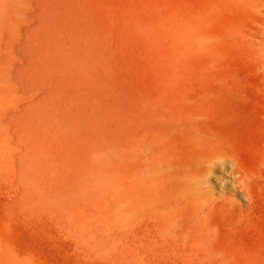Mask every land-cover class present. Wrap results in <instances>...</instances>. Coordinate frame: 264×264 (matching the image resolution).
<instances>
[{
    "label": "rangeland",
    "instance_id": "374dc122",
    "mask_svg": "<svg viewBox=\"0 0 264 264\" xmlns=\"http://www.w3.org/2000/svg\"><path fill=\"white\" fill-rule=\"evenodd\" d=\"M263 157L264 0H0L16 264H264Z\"/></svg>",
    "mask_w": 264,
    "mask_h": 264
},
{
    "label": "bare ground",
    "instance_id": "6f19581e",
    "mask_svg": "<svg viewBox=\"0 0 264 264\" xmlns=\"http://www.w3.org/2000/svg\"><path fill=\"white\" fill-rule=\"evenodd\" d=\"M74 27V26H73ZM89 42V41H88ZM96 42V41H95ZM38 45V44H37ZM99 45V44H98ZM90 46H92V45H90ZM96 47V46H95ZM94 47V48H95ZM100 47V46H99ZM157 50H158V48H157ZM156 50V51H157ZM158 52V51H157ZM88 53V52H87ZM89 57V56H88ZM104 57V56H103ZM114 57V56H113ZM74 58V57H73ZM72 59V58H71ZM89 61V60H88ZM98 61H100V60H98ZM74 62V61H73ZM102 62H104V61H102ZM55 63V62H54ZM35 66V65H34ZM77 66V65H76ZM81 66V65H80ZM39 67V66H38ZM47 68H49V67H47ZM60 68V67H59ZM89 69V68H88ZM45 70H46V67H45ZM49 76V75H48ZM50 81V80H49ZM163 96V95H162ZM66 97V96H65ZM160 99V98H159ZM47 100V99H46ZM52 101V100H51ZM46 102H48V100L46 101ZM51 104H52V102H50ZM48 104H49V102H48ZM50 105V104H49ZM35 106V105H34ZM40 108V107H39ZM39 110V109H38ZM42 110V109H41ZM39 114V113H38ZM40 114H41V112H40ZM141 117V116H140ZM28 119V118H27ZM29 123V122H28ZM31 124V123H30ZM31 127V126H30ZM28 128V127H27ZM32 128V127H31ZM29 129V128H28ZM137 133V132H136ZM134 135V134H133ZM134 137V136H133ZM134 140V139H133ZM212 144V143H211ZM188 149V148H187ZM186 149V150H187ZM194 149V148H193ZM131 151V150H130ZM188 151V150H187ZM194 152V151H193ZM193 152H192V154H193ZM196 153V152H195ZM198 153V152H197ZM191 154V153H190ZM194 155V154H193ZM207 158L210 160V162H216V161H218V160H220L219 159V157L217 156V155H214V154H208V156H207ZM264 158V157H263ZM189 159V158H188ZM186 159V161L188 162V163H190V160L191 159ZM184 160V159H183ZM7 160H5V162H6ZM10 161V160H9ZM9 161H7V162H9ZM165 162V161H164ZM183 162H185V161H183ZM186 162V163H187ZM181 163V162H180ZM179 163V164H180ZM187 163V164H188ZM177 164H178V162H177ZM178 164V165H179ZM182 164V163H181ZM191 165H192V163H190ZM174 165V164H173ZM179 166H181V165H179ZM178 166V167H179ZM183 166V165H182ZM175 167V166H174ZM186 167V166H185ZM240 168H241V173H242V177H243V182L241 181V183L243 184V188H247L246 190H247V194H248V196L250 197V199H251V202L252 201H254V193L251 191V190H249V188L251 187L252 188V186L253 185H255V182L253 181V180H251L250 179V175H249V173L247 172V171H245V169L243 168V166H241L240 165ZM260 177V176H259ZM20 194V193H19ZM173 200V199H172ZM256 202V201H255ZM196 203V202H195ZM220 205H221V202L219 203ZM218 204V202H217V205H219ZM223 204V203H222ZM190 205V204H189ZM215 205V204H214ZM223 205H225V204H223ZM223 205H221V206H223ZM201 208H202V206H201ZM208 208H210V207H208ZM213 208V207H212ZM215 208V210L217 211V208L216 207H214ZM221 208L222 207H220V210H221ZM224 208V207H223ZM225 209V208H224ZM210 209H208V211H209ZM219 210V209H218ZM212 211H213V209H212ZM212 211H210L211 213H213ZM189 212V211H188ZM221 212V211H220ZM216 213H218V215H219V212H216ZM186 214V213H185ZM190 214V213H189ZM208 214H210L209 212H208ZM207 214V215H208ZM187 215V214H186ZM193 215V214H192ZM204 215V214H203ZM215 215V214H214ZM227 215V214H226ZM188 217H189V215H187ZM187 216H186V218H187ZM217 216V215H216ZM224 214H222V218H220V219H223L224 217ZM233 215H230V218L232 217ZM219 217H221V216H219ZM219 217H218V219H219ZM210 218H211V216H210ZM229 218V219H230ZM189 219V218H188ZM212 219H214L213 218V216H212ZM217 219V218H216ZM219 219V220H220ZM227 219H228V217H227ZM226 219V222L225 221H223L224 223H227V221L229 220H227ZM225 220V219H224ZM184 221H186L187 222V220H184ZM215 221V220H214ZM217 221V220H216ZM218 222V221H217ZM221 222V221H220ZM219 222V223H220ZM222 222V223H223ZM184 225V224H183ZM187 226V225H186ZM2 227V226H1ZM165 227V226H164ZM3 228V227H2ZM185 229V228H184ZM188 229H191L190 227H188ZM1 230V229H0ZM5 231V230H4ZM183 231V230H182ZM3 233V232H2ZM1 233V234H2ZM3 235V234H2ZM6 236V235H5ZM209 236V235H208ZM184 237V236H183ZM1 238V237H0ZM3 238V237H2ZM189 239V238H188ZM197 239V238H196ZM193 240V239H192ZM1 243V242H0ZM5 245V244H4ZM195 245V244H194ZM11 246V245H10ZM9 247V246H8ZM12 247H14V246H12ZM195 247V246H194ZM188 248V247H187ZM190 249H192V248H190ZM10 250V249H9ZM8 250V252L6 251V250H4L3 249V247H2V245L0 244V264H16L17 263V261H16V259L10 254V251ZM13 250V249H12ZM17 253V252H16ZM19 254V253H18Z\"/></svg>",
    "mask_w": 264,
    "mask_h": 264
}]
</instances>
